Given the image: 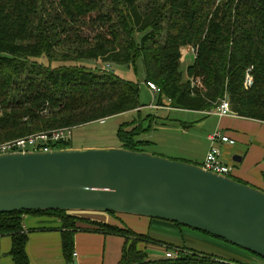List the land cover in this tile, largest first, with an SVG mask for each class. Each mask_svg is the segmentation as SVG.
I'll list each match as a JSON object with an SVG mask.
<instances>
[{
	"label": "trees",
	"instance_id": "16d2710c",
	"mask_svg": "<svg viewBox=\"0 0 264 264\" xmlns=\"http://www.w3.org/2000/svg\"><path fill=\"white\" fill-rule=\"evenodd\" d=\"M187 44L198 45L187 71L202 78L201 87H191L180 70V48ZM82 59L131 64L135 70L140 61L144 81L156 84L172 108L210 112L228 95L236 116L264 122V0H0V142L130 111L140 115L144 105L137 85L111 70L77 64ZM250 66L253 86L245 90ZM144 130L134 120L122 123L117 135L123 147L143 151L140 147L149 140L138 137ZM55 148H72V141ZM72 213H1L0 235L11 238L8 255L14 264H31L25 215L60 222L67 263L75 254L78 222H86L96 231L125 238L119 264H243L183 247L177 258L151 259L138 247L150 240L148 235Z\"/></svg>",
	"mask_w": 264,
	"mask_h": 264
},
{
	"label": "water",
	"instance_id": "95a60500",
	"mask_svg": "<svg viewBox=\"0 0 264 264\" xmlns=\"http://www.w3.org/2000/svg\"><path fill=\"white\" fill-rule=\"evenodd\" d=\"M35 210L162 219L264 259V190L144 150L120 146L1 154L0 214Z\"/></svg>",
	"mask_w": 264,
	"mask_h": 264
},
{
	"label": "rangeland",
	"instance_id": "374dc122",
	"mask_svg": "<svg viewBox=\"0 0 264 264\" xmlns=\"http://www.w3.org/2000/svg\"><path fill=\"white\" fill-rule=\"evenodd\" d=\"M223 1L225 0H217V4L219 2L222 3ZM197 53H198V45L187 44L182 46L180 48V54H181L180 70L183 74V79L185 81L189 80L191 82L199 78L201 79V83L203 85L201 77H191L188 75V71H187V68L192 64L194 59L197 57ZM77 64L91 66V67H98L100 68L99 69L100 71L104 69L111 70L120 79L134 83L139 87V102L144 106L141 107L140 115L138 114L137 111H130V112L114 115L102 120L90 122L88 124H84L74 128L71 137L72 148L120 147L122 146V142L117 135L119 126L125 122L139 120V124L142 126L143 129H145L140 134L139 138L149 140L148 144H145V146L140 147L144 151L156 155L164 156L170 159L183 160V161H185V159L187 158H190L191 155H195L196 157L193 158H197V159H193L195 160L194 162L197 163L201 162V155L205 150L203 141L205 139L207 140L206 134L208 133V131L211 130L212 127H215L217 125L218 117L211 115L210 112H205V111L199 112V111H191L184 109H175L170 107L165 97L161 96L158 92L154 93L148 89L146 82L144 81V72L140 61L137 70H135V68L131 64L107 65L102 63L101 60L93 61V60L82 59L78 61ZM249 89H245V90H249ZM161 100L164 105H159ZM149 114L154 115L155 118L152 119L146 118V115ZM42 131H47V130H40L33 133L35 134ZM254 144L257 143L255 142ZM250 145L251 144H249L248 146H244V152H247L249 150V153H251L253 151L252 158L254 160L259 159L262 156V151H260L258 148H255V146H252L250 148ZM238 146H241L240 143L234 145V147H238ZM221 159L224 163L231 166L232 170L233 169L237 170L240 167L239 163L234 161L232 156L228 155L227 153L223 154L221 152ZM261 161L264 162L263 157L261 158ZM259 178L262 182L260 185H258L257 188L264 190L263 187L264 173L261 174L260 172ZM82 213L84 212H81V214ZM117 215L120 217L121 221L124 222V223L120 222L121 226H123L124 228L128 227L138 234H143L141 233L143 227H140L137 222L135 224L133 221H139V217L142 218H147V217L135 216L131 214H122V213ZM151 219L154 220L156 218H151ZM197 232L202 233L200 231ZM157 234H161V233H157ZM209 237L222 243L223 246L221 245L220 247L218 245H212L211 243H208L206 240L205 241L190 240L191 243H186V246H180V247L186 248L185 251L187 252L190 251V249L188 248V246H190L191 250L196 251L198 254L218 257L225 259L226 261L227 260L236 261L243 264H248L250 262L264 264V259L257 257L256 255H253L251 253H248V251L243 250L242 248L236 247L235 245H232L230 243L223 242L212 236ZM172 238L174 239L175 237ZM139 244L146 246L145 251L147 252L148 256L151 259H156L164 256L166 244L168 243H162V242L152 243L147 241H140ZM227 247L228 250L226 249Z\"/></svg>",
	"mask_w": 264,
	"mask_h": 264
},
{
	"label": "crops",
	"instance_id": "0c3cea01",
	"mask_svg": "<svg viewBox=\"0 0 264 264\" xmlns=\"http://www.w3.org/2000/svg\"><path fill=\"white\" fill-rule=\"evenodd\" d=\"M214 111L215 110H212L210 113L218 117V123L208 131L206 138L211 131L220 130L234 139L235 144L233 145L227 143L218 144L223 154L227 153L232 156V158L234 156L240 157V160L237 161L240 167L237 170H232V176L245 183H250V185L254 183L253 185L258 187L262 182L259 178V173H264V162L261 161V158H264V122L239 116L219 117L212 113ZM255 142L257 144H254ZM203 143L205 150L201 155V162H194L195 160L193 159H197L193 158L196 157L195 155H191L190 158L185 159V161L201 165L209 149L208 140L205 139ZM237 143H240L241 146L234 147ZM249 144H251L250 148L255 146V148L262 151V156L259 159L254 160L252 158V150L251 153H249V150L244 152V146H248ZM72 214L91 221L123 227L120 225V222L123 221H121L118 215L112 216L104 212H84L82 214L81 212H73ZM133 222L135 224L137 222L140 227H143L141 233H149L148 236L150 240H148V242H162L177 246H186V243H191L190 240H206L212 245L223 246V244L217 240L199 233L196 230L187 227H178L176 224L162 219L153 220L148 217H139V221ZM24 226L26 230L29 231L26 252L31 264H119L125 246L124 237L120 235L104 234L100 231H96V226L92 224L78 222L80 230L76 231L74 234L75 254L73 258L76 259H72L70 263H67L62 250L61 224L56 218L43 215H25ZM172 237L175 238L173 239ZM138 247L145 250L146 246L138 244ZM188 248H190V246H188ZM10 249L11 238L9 236L0 235V264H14L12 258L8 255ZM226 249L228 250V247Z\"/></svg>",
	"mask_w": 264,
	"mask_h": 264
},
{
	"label": "built area",
	"instance_id": "2783aa9c",
	"mask_svg": "<svg viewBox=\"0 0 264 264\" xmlns=\"http://www.w3.org/2000/svg\"><path fill=\"white\" fill-rule=\"evenodd\" d=\"M252 69L253 66H250L246 70L243 83L245 89H249L253 85ZM146 85L154 93H157L160 90L153 82L147 81ZM191 87H201L200 79L197 78L193 80ZM214 110L215 111L212 113L218 115L219 117L236 116L231 110V104L228 95H225L219 101V104ZM73 129L74 127L72 126H64L1 142L0 155L17 152H50L57 150L58 148H55L56 143L71 140ZM207 140L209 142V149L201 165L207 170L230 176L232 173V167L222 161L218 144L227 143L233 145L235 144V140L220 130H215L209 133L207 135ZM183 251L184 249L178 246L166 247L164 255L166 258H177Z\"/></svg>",
	"mask_w": 264,
	"mask_h": 264
}]
</instances>
